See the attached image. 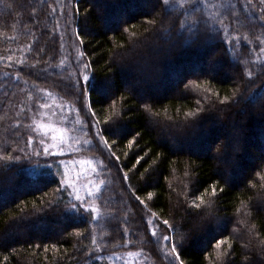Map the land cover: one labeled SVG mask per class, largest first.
<instances>
[{
  "label": "trees",
  "instance_id": "trees-1",
  "mask_svg": "<svg viewBox=\"0 0 264 264\" xmlns=\"http://www.w3.org/2000/svg\"><path fill=\"white\" fill-rule=\"evenodd\" d=\"M0 57V264H264V102L228 126L264 91L261 0H0ZM50 100L71 108L64 155L32 141ZM83 157L104 184L91 200L65 177Z\"/></svg>",
  "mask_w": 264,
  "mask_h": 264
},
{
  "label": "rangeland",
  "instance_id": "rangeland-1",
  "mask_svg": "<svg viewBox=\"0 0 264 264\" xmlns=\"http://www.w3.org/2000/svg\"><path fill=\"white\" fill-rule=\"evenodd\" d=\"M182 1L183 0H181V2ZM229 6L234 7L233 4L226 3L225 5H222L220 7V9L223 11ZM172 10H174V8H172ZM234 11H235L234 14L236 15V18H239L238 13H237L238 11L235 8H234ZM240 21H243V20H240ZM254 21H255L254 18L250 17L249 22L252 24V23H254ZM246 24H248V22H246ZM237 26H239L238 23H237ZM165 52H169V51H165ZM212 53L214 55H216V52H212ZM165 54H167V53H165ZM166 58H167V56H166ZM149 60H150L149 58L148 59L147 58L140 59L139 64L142 66H148L147 62H149ZM250 62H251V60H250ZM254 62H257V61H254ZM208 66H209L208 69L210 72H212V70L220 69V68H218V66H215L213 61H211V65H208ZM149 68H150V66L148 67V69ZM227 69L233 73V69L231 67H228V66H225V69L222 68L221 70L223 71V70H227ZM196 73H199V71L195 72L194 75H197ZM142 74L143 73H140L138 71V74H135V79L140 80L139 76ZM137 75H138V77H137ZM235 75L238 76L241 74H235ZM242 75L245 76L244 72H242ZM140 78H141V80L143 79V77H141V76H140ZM157 78H160V76H155L154 79L151 78L150 80H147L145 82L146 85L149 88H152L153 85L159 83V82H156ZM179 79H181V78H179ZM179 79H177L176 81L174 80V82L171 83L173 86L172 88H174L175 91H177L179 88H181L183 86V84H181V80H179ZM141 82H143V81H141ZM151 82H153V83L150 84ZM138 85H139V83H138ZM252 85H255V82H253ZM142 89H144V88H142ZM149 91L150 90H143L142 91L143 96L147 97V94L151 92V91L150 92ZM237 97H238V95L235 96V98H237ZM255 99H257V101H255V102H250V101L246 102L243 99H241V101H240V99H239V103L237 106V111H239V113L237 114L236 120L232 119L230 121V123L228 125L229 130H233L234 126L237 129L239 127V125H241V126L244 125L247 117H250L252 115V112H256V110L261 109V104H262V102H264V91L260 96H257ZM244 101H245V104L243 103ZM56 104H54L52 102V100H50V103L48 104V105H50V107L42 108L41 112L38 114V120L33 121L35 137H32V141L34 142L35 146L40 145V147L43 150L48 149V151L46 152L47 154L43 155V156L60 155V154L64 155V154L68 153L67 151H70V149H68L69 146H67V143L71 142L73 134H71L68 131V130H70V128L68 126L69 124H68V122L65 121L66 116L63 115L65 108H70V107L59 106ZM245 106H247L246 107L247 109L244 108ZM56 109L58 110V112L56 111ZM36 112L37 111L35 108L33 110H31V113H33V115H35ZM213 116H215L214 120H213V122L209 123V126H213L215 123V120H216L217 124L220 123V119L221 120L223 119V121H224V115H222V112H220L218 114L216 113ZM154 118H156V117H154ZM216 118H219V119H216ZM263 118L264 117H258V115H257L253 119L254 120L258 119V121H261V120H263ZM75 120H77L75 124L78 125V121H80V120L78 118H75ZM153 121H154L153 124H155V126L158 127V130L161 131L162 128H161V124L159 123L161 121L158 122L157 119H156V121H155V119ZM235 121H236V123H235ZM239 122L241 124H239ZM42 125H44L46 127H42ZM232 126H233V128L231 129ZM53 137H55V139H53ZM219 138H220V140L217 141L216 145L214 146L215 148L213 149V153L216 155H221L222 152L225 150L226 144H228L227 138H225L224 132H221L219 134ZM41 141H43V143H41ZM52 145H56V146L52 147ZM235 149L237 151H240L241 153L244 151L237 144L235 146ZM254 149L251 150L249 147V152L251 154H252V152L255 153ZM64 157H70V155H65ZM89 162H91V161L89 159H85L84 157L83 158H77L76 160H64V165H65L64 170L66 172L65 173L66 182L72 188V191L77 196L80 197V199L86 198L87 200H91V197L98 195L104 187V184L101 183V181H103L102 176L100 174H98L99 173L98 165L93 163V162H92V165H90ZM232 162H234V163H231L232 165L229 167L226 166L225 164H223L225 167L223 169L224 173L228 174L230 169H233L238 161L236 162V160H233ZM97 188H99V191H97ZM174 193L177 194L178 191L174 190ZM123 201L125 202L126 205H128L129 204L128 201H130V200L124 198ZM97 210H98V208L96 209V211ZM118 218H120V217L118 216ZM150 220H151V224L154 226L155 225V218L151 217ZM120 221H122L121 228L123 230H125L126 228L129 227V223L126 220V218L123 217V218H121ZM193 226H197V225L193 224ZM137 235H139V238L141 240H143L145 238L143 232H139ZM154 235L156 238H158L157 232L156 233L154 232ZM185 237L186 236H184L183 239H186ZM155 240H156L155 244L161 246V247L159 246V252L163 253L164 252V249L162 248V247H164L163 244L162 243L160 244V241L158 239H155ZM141 244L142 243L140 242L139 244H136V245H138V248H141V246H142ZM173 249L175 251L174 247H173ZM176 252H177V250H176ZM176 252H175V254H176ZM114 259H117V261L114 262V264H138V263L144 264V261L142 260V258L137 253L121 254L120 256H116V258H114Z\"/></svg>",
  "mask_w": 264,
  "mask_h": 264
},
{
  "label": "snow or ice",
  "instance_id": "snow-or-ice-1",
  "mask_svg": "<svg viewBox=\"0 0 264 264\" xmlns=\"http://www.w3.org/2000/svg\"><path fill=\"white\" fill-rule=\"evenodd\" d=\"M261 2L264 3V0H261ZM3 59H5V58H4V57H0V60H3ZM11 59H12L11 56L7 57V60L11 61ZM20 63H23V61H20ZM87 67H88V65L85 64V65H84V68L86 69ZM88 79H89L88 76H84V77H83V80H85V81H87ZM41 107H42V108H48V107H50V105H48V104H43V105H41ZM45 114H46V113H45ZM190 115H191V114H190ZM42 127H46V126L42 125ZM53 139H55V137H53ZM41 143H43V141H41ZM55 146H56V145H52V147H55ZM44 151L47 152L48 149H44ZM101 183H103V181H101ZM97 191H99V188H97ZM76 199L79 200L80 197L77 196ZM195 206H196V207H199L198 204L195 205ZM75 207H76V205H73V208H75ZM163 223H164V224H168V221H164ZM153 234H154V233H153ZM163 239H164V240H169L170 238L167 237V236H165V237H163ZM93 243L95 244L96 241L93 240ZM221 244H223V241H220L216 246H217V247H220Z\"/></svg>",
  "mask_w": 264,
  "mask_h": 264
}]
</instances>
